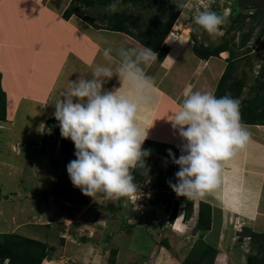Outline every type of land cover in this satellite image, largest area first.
<instances>
[{"label": "crops", "instance_id": "crops-1", "mask_svg": "<svg viewBox=\"0 0 264 264\" xmlns=\"http://www.w3.org/2000/svg\"><path fill=\"white\" fill-rule=\"evenodd\" d=\"M70 2L71 0H0V73L1 87L6 94L5 121H7L6 119L10 114L8 106L9 99L11 100V93L8 88L10 86H5L4 79H8L13 84L11 91L14 95L11 96L14 99L10 104L11 113L15 114L19 109H22L21 98L28 99L27 107H32L37 102L39 108L42 110L46 109L40 120V128L44 130L46 120L54 116L55 104L62 98L63 92L72 87L71 82L75 81L78 77L90 78L95 65L109 63L104 59L102 54L105 48L143 46L134 36L128 33L111 30L105 26L94 27L82 15H78L77 13H72L69 17L65 18L63 13L68 8ZM171 30L172 32H177L178 35L174 33L173 38L171 36L168 37L170 35L169 31V34L163 40L162 45L167 49L165 55L161 58L157 57L155 62L145 68L146 74L152 77L155 83V103L147 108L142 107L138 119L142 121L144 127H150L148 129L149 139L175 145L178 148L180 156V146L184 141L179 136L178 131L172 128L169 119L172 118V113L179 109L182 99L188 91L200 90L214 93L226 67V57L228 54L223 58L220 55L226 52H221L218 56H211L207 59L199 58L193 53L192 45L185 35L176 29ZM118 62V59L113 57L111 65L114 70ZM235 74L237 75L236 72ZM22 76L25 77L24 85L27 84V87L31 88L30 92L32 95L19 93L20 90L16 91L19 89L17 85L20 84ZM120 86V82L116 76L104 85L105 89L109 90ZM251 88V84L246 81L241 93L242 99H247L243 98L244 91H251ZM30 110L33 109L31 108ZM153 120L159 121L157 130L151 129L150 123ZM243 124L250 133L249 141L230 160L222 164L217 188L204 198H197L193 201L194 205L196 204L194 206V220L196 219L197 202L199 200H205L211 205L213 221L211 232L215 233L213 241L217 249L216 257L221 256L226 258V255L234 254L237 251L235 248L227 249L228 244L233 242L232 240L231 242L229 241L231 239L229 235L232 233L234 236H237V241L241 245L245 243L246 239L243 238L242 241H239L238 233L245 228V232L251 231L264 234V124ZM30 141L22 139L20 142H14L13 139H10L5 142L10 144V151L13 150V146L17 145L16 152L19 154L23 153L24 163L30 165V169L32 168L33 174L31 176L37 177L40 173H44V171L38 172V166L33 159H37V156L42 157V154L39 155V153H42L46 149L40 150L42 148L41 142L44 141L43 139L35 142L37 144H35L36 148L34 149L32 148L34 146L30 145ZM37 147L40 149H37ZM63 147L64 145L62 144V150ZM54 161H50L48 157L46 162L49 165L45 169L48 177L58 178L61 175V173L59 174V170H62L63 174L67 169L59 163V159L57 162ZM0 164L16 169L13 163L8 160L0 159ZM178 170L179 166L177 165ZM7 174L10 173L8 172ZM19 177H16V179H21L19 181L21 183L17 186H22L23 190H26V186L32 187V189L28 188L27 190H62L63 188L68 190L65 187L64 181L62 182L65 176L61 180H55V182H60L58 188L50 187V189L43 188L42 175L39 177L40 180L36 179L35 181H30V177L26 175L23 179ZM148 178L149 176H147L146 180ZM28 181H30V184ZM2 186L4 185L0 184V190H2ZM22 194L26 195L27 193L23 191ZM14 195L12 193L3 195L0 201V206L7 203L13 205L12 213L7 212L6 217L3 219V211L8 210L9 207H0V222H2L0 224V233L20 234V229L24 230V232L30 229L26 219L31 218L32 206L28 202H25L27 208H24L22 202L20 203L15 198L17 194L15 193ZM12 196L13 198H11ZM122 200H120V203L124 201ZM87 201L86 199L83 201L87 205L84 209H80V212H84L81 214L84 217L83 221L89 223L91 229L97 225L104 226L114 217V213L106 207L111 205L115 200H108L103 196L89 203ZM180 203L176 217L174 221H171L172 224L177 223L176 220L180 213L181 223L186 222L183 221L184 208H181ZM64 204L68 205L69 203L66 204L64 202ZM98 206L104 207L102 210H95L94 208ZM86 209H94V211L89 212ZM139 213L141 212H137L135 216L139 217ZM81 215L77 214V216ZM141 215L143 216V214ZM190 219L191 224L185 225V227H191L193 216ZM114 220L115 218L111 222ZM84 222L81 225L83 224L84 227L89 226L88 224L85 225ZM127 223L131 224L132 222L128 219ZM138 223L139 225L147 226L146 223L143 224L141 221H138ZM162 223L165 227L173 226L170 223L165 224V220H161L159 224ZM23 224L27 225V227ZM180 225L182 227V224ZM132 230L127 231L128 235ZM231 230L233 232H230ZM105 231L107 235L103 239V242L100 243V248L104 251L109 250V264H117L120 260L119 248L115 245L114 241L111 242L113 235L108 230L105 229ZM93 234L94 231L91 235L93 236ZM117 234L122 235L124 233L118 231ZM23 236L29 238L35 237L34 234H24ZM92 236H85V242L80 239L79 241L83 245L87 244L95 247L100 237L92 238ZM154 236L156 237V235ZM154 236L151 239L153 244H155ZM160 237L163 238L155 245V256H143L132 264H159L158 262L162 258L166 259L165 261L162 260L160 264H169L168 259L175 258V254L165 249L163 241L168 240L164 234H160ZM60 238L63 239L64 244V238L61 236ZM156 238L158 239V237ZM79 241H77L78 244ZM246 242L249 243L248 240ZM223 243H225V246ZM222 244L225 247L224 251H220ZM247 255L244 254V257L246 258Z\"/></svg>", "mask_w": 264, "mask_h": 264}, {"label": "clouds", "instance_id": "clouds-1", "mask_svg": "<svg viewBox=\"0 0 264 264\" xmlns=\"http://www.w3.org/2000/svg\"><path fill=\"white\" fill-rule=\"evenodd\" d=\"M172 2L177 9L187 7L184 0ZM195 8V14L189 15L193 31L203 30L213 39L225 33L221 26L226 16L213 11L210 3L200 6L197 0ZM119 10V0L106 7L109 13ZM174 24L176 20L171 29ZM102 54L109 63L95 65L90 78L72 81V87L55 104L53 115L61 137L70 138L75 147L76 159L67 164V173L84 195L93 199L97 194L108 200L126 198L134 210L142 211L143 207H134L135 201H130L137 199L138 192L132 171L144 167V158L150 154L142 149L150 127H144L138 115L142 107L155 103V83L145 68L157 60V53L150 47L130 46L107 47ZM113 57L119 61L115 70ZM114 76L121 86L105 89ZM171 116V126L184 143L178 158L169 150L172 162L179 166L174 174L176 182L169 180V186L187 200L202 199L217 188L222 164L250 139L241 120L240 101L227 94L218 98L212 92L190 90ZM140 189L145 192L151 188L141 185Z\"/></svg>", "mask_w": 264, "mask_h": 264}, {"label": "rangeland", "instance_id": "rangeland-1", "mask_svg": "<svg viewBox=\"0 0 264 264\" xmlns=\"http://www.w3.org/2000/svg\"><path fill=\"white\" fill-rule=\"evenodd\" d=\"M49 1V0H47ZM199 1V0H198ZM200 6L207 5L206 3H203L204 0H200ZM231 2H227L226 4H222L219 6V3H215L218 6H211V9L213 11H216L218 14L226 16L225 24L222 25V31L227 29L228 24L237 16L239 12H242L243 14H246L247 17L244 18V23L242 24L241 31L251 32L250 39L247 43V45L237 48L233 47V51L235 55L240 54L237 59L236 64V70L235 72L240 74L241 70H244L247 73V81L251 84L252 88L251 91H244L243 98L251 99L254 95L255 99L248 100V105L253 106L254 104L263 106L261 107L260 112L255 113L256 118H264V74L258 77L256 75L259 73L260 69L259 66L264 63V32L263 36L253 44L255 39L258 36V33L260 32V29L262 28L261 24V18L258 19L257 17L253 19L252 17L248 16V13H252L255 8H249V7H238L237 6V0H230ZM51 2V1H50ZM185 3L187 4V7L181 9V12L178 14L176 18V24H174V27L172 29H176L181 34H184L187 40L190 42L191 45H193V41L191 40V35L194 33L195 38L199 42H205V43H214L217 44L223 38H229L232 34L230 33H224L222 36H219L215 39L211 38L205 31H193V22L192 17L189 18L190 14H195L196 8H195V2L194 0H186ZM192 3V7L189 6V4ZM169 3L163 4L166 7ZM159 2L154 3V6L157 8L160 6ZM126 7V8H125ZM123 6L124 12H129L131 16L135 17L137 19V26H134L129 24L127 22V26L132 30V32L137 33L140 30H144V16H148L152 14V10H149L146 12V10L142 7H133V6ZM219 8V9H218ZM84 14L82 17L89 21L92 18H95L94 20L95 24L98 26H105L107 24L106 20H101L98 18L97 15L101 14H109L108 11H106L105 8L100 9H92L90 8H84L83 7ZM82 14V13H81ZM162 18L166 16V14L161 15ZM84 19H82L84 21ZM177 34V32H174ZM178 35V34H177ZM173 38L174 35H169L168 37ZM136 38V37H135ZM137 39V38H136ZM239 39V32H236V35L234 37V42L238 43ZM252 45V49L246 53L243 54V51L248 46ZM227 52L224 53L223 57L227 56ZM246 59H249L251 61V64L246 63ZM259 70V71H258ZM7 76V75H6ZM261 78V79H260ZM5 80V86L9 88L11 95H14V93L11 91V87H13L12 82H9L8 79ZM260 81V82H259ZM259 82V83H258ZM25 84V77H21L20 84L16 91L20 90L19 93H27L28 95H32L30 92V87H27L28 85ZM258 87L256 88V86ZM255 92V93H254ZM11 97V100L9 99V115L7 117V121L1 122L0 121V159H4L5 161H9L13 163V166L16 167V169H13L9 166H2L0 164V184L4 185L2 186V190H0V201L2 199L3 195H7L9 193H12L13 195L17 194V201L20 203L22 202V206L24 208H27L25 206V202H28L32 206L31 210V218L26 219L27 225H29L30 229L27 230V232H24V230L20 229V234H27L31 235L34 234L35 239L40 240L41 242L46 243L48 246H54V251L51 252L50 257L44 259L41 264H109L108 257H109V250H102L100 247V243L103 242V239L106 237L107 232L113 235L112 241L115 242V245L119 248V262L117 264H132L134 261L142 258L143 256H155L156 255V249L155 245L158 244V242L161 241L160 234H164V236L167 238V244L163 243V245L166 247L165 249L169 251L170 253H174V257L172 259H168L169 264H185L183 262L188 253L193 251L192 247L196 246L197 243H199V240H201L199 236L198 230L194 229L195 226V220H194V213L193 212V221L191 227H185V225L191 224L190 221L183 220L186 222H182L180 220L181 213L179 214L178 219L176 220L177 223L172 224V220L169 218V209H171V203L173 200H178L180 203L181 208H184L185 202L187 200L186 197L183 196H177L176 193L172 190V188L169 186L168 179L165 175H163L166 166H167V160L161 159L162 157L156 156L155 159L148 161L149 170H151V173H149V178L146 180V183L144 182L142 186H149L150 188H154L155 190H145V193L142 195L143 198L146 200L143 202V212L142 211H136L132 208L133 204L129 202L128 199H124L122 203H118V200H115L113 203H111V207L115 208L116 211L114 212V217L110 219L109 222H107L104 226H96L95 228H90L91 225L89 223L84 222L82 217L83 213L80 211L85 208L87 205L86 203H83V201L86 199L88 200L87 203L96 200V198L100 197L102 198L103 194H97L96 198L93 199L92 197L84 195L81 190L77 187H74L67 171L62 174V170H59V174L61 175L58 178L48 177L46 166L49 165L47 161V158L49 157L50 161L55 160L54 162H57L59 159V163L66 168L67 164L76 159L74 152L75 147L74 143L71 141V139H65L62 138L60 134L56 132H52L48 127H44L45 131L40 128V120L43 117L44 111L46 109L39 108V104L36 102L32 105V107L28 106V99L27 98H21V107L22 109H19L15 114H12L11 109V103L14 97ZM17 98V97H16ZM33 110H30V109ZM7 109V111H8ZM32 111V112H31ZM51 118V117H50ZM13 120V122H11ZM154 121V120H153ZM150 123L151 129L157 130L159 121H154ZM36 123V124H35ZM47 132V133H46ZM154 133V132H151ZM10 139H13L14 142H20L23 140H31L29 143L33 149L35 147V142H39V140H44L41 142L42 148H38L40 150H44L41 156H37V159H33L36 161L35 164L38 166V172L44 171V173H40L42 175V181H43V188L50 189V187H59L60 182H55V180H61L63 176L65 178L62 179V182L64 181L65 187L68 188L62 189V190H27L32 189L31 186H26V190H23L22 186H17L21 182H19L21 179H16V177L22 178L26 176H31L33 174L32 168L30 169V165L24 163V156L23 153L19 154L16 152L17 145L13 146V150L10 151V144L5 142ZM18 139V141H17ZM65 142L68 145L67 150H62V144ZM27 143V142H26ZM47 143V144H46ZM46 144V145H45ZM29 145V146H30ZM48 156V157H47ZM54 157V158H52ZM61 159V160H60ZM51 167V166H49ZM61 167V166H60ZM40 169V171H39ZM67 169V168H66ZM10 174H7V173ZM7 174V175H6ZM38 175L35 177L34 175L29 178L30 181L40 180ZM61 177V178H60ZM30 181L28 183L30 184ZM41 182V181H40ZM11 191V192H9ZM23 191H25L27 194H22ZM158 191L156 203L154 202L151 205H148L146 202L153 193ZM102 195V196H101ZM15 196V195H14ZM13 198V196L11 197ZM28 198V199H25ZM197 199V198H196ZM196 199H191L192 201ZM68 200V202H67ZM188 201V200H187ZM64 202L69 203L68 205H65ZM109 202V201H105ZM99 204V203H98ZM107 204V203H106ZM194 205V203H193ZM196 205V204H195ZM194 205V206H195ZM9 207L8 210L3 211L2 219L6 217L7 212L12 213L13 211V205L10 203L4 204L0 206L1 208ZM118 206V207H117ZM155 206V209L153 210ZM104 207V206H103ZM103 207L98 206L96 209H101ZM41 208V209H40ZM81 209V210H80ZM86 209L87 211H94ZM108 209V208H107ZM1 212V211H0ZM137 212L139 213V217H136L135 214ZM81 215V216H77ZM88 214V213H87ZM143 214V216L141 215ZM177 214V213H176ZM14 215V214H13ZM140 216H142L140 218ZM80 218V219H79ZM115 220L111 222V220ZM24 219V218H23ZM128 219H130L131 224L127 223ZM175 219V218H174ZM161 220H165L166 223H170L173 226L165 227L162 224H159ZM85 223V225H89L87 228L81 225L82 222ZM138 221H141L143 224L146 223L147 226L139 225ZM147 221V222H145ZM174 221V220H173ZM175 221V222H176ZM217 221V220H215ZM25 222V221H24ZM218 222V221H217ZM2 224V222H0ZM159 224V225H158ZM175 224V225H174ZM182 224V227L181 225ZM27 227V225L23 224ZM2 226V225H1ZM25 229V228H23ZM132 230L131 233L128 232L129 230ZM18 231V230H17ZM94 231L93 236L91 235ZM118 231L120 233L124 234H117ZM230 232H233L232 230ZM115 233V234H114ZM62 234V235H60ZM127 234V235H126ZM96 238L100 237V240L97 241V246L91 247L87 244L80 243L79 238L81 236ZM158 237V239L154 236ZM212 235L214 236L215 233L213 232ZM60 236L64 238L65 242L63 244V241H60ZM151 236V238H150ZM152 236L155 237V244L151 242ZM150 238V239H149ZM229 238L233 241L231 244H228L227 249L235 248L237 251L234 252V254L226 255V258L224 257H214L213 261L210 264H246V258L244 257V254H248L251 252V250L248 249V243L246 242L248 238H245V243L240 244L237 241V236L232 233L229 235ZM236 238V239H235ZM79 241V244L78 242ZM70 244V245H69ZM201 244V243H199ZM225 246V243H223ZM221 245L220 251H224L225 247ZM75 246V247H74ZM110 248V244H109ZM192 249V250H191ZM240 250V251H238ZM248 252V253H247ZM254 252V250H252ZM168 255V254H167ZM243 257V259H241ZM166 258H162L158 263L163 260L165 261ZM157 260V259H156ZM241 261V262H240ZM221 262V263H220ZM204 264H208V260L204 259ZM3 264H9L7 260L3 262Z\"/></svg>", "mask_w": 264, "mask_h": 264}, {"label": "trees", "instance_id": "trees-1", "mask_svg": "<svg viewBox=\"0 0 264 264\" xmlns=\"http://www.w3.org/2000/svg\"><path fill=\"white\" fill-rule=\"evenodd\" d=\"M185 1L186 0H184V2ZM112 2H114V0H71L68 8L64 11L63 16L67 18L72 13L83 15V7L85 9L90 8V10L97 8L100 9L102 7L106 9L107 5ZM156 2L161 4L157 8L154 6V3ZM166 2L169 3L167 7L165 5L163 6V4ZM128 5L133 7H142L146 10V12L152 10V14L144 16V30L134 33L127 26V22L133 25V27L138 25L137 19L135 17L131 16L129 12H124L123 6L125 7ZM119 8L120 10L116 13H100L97 16L101 20H106V28L126 32L129 35L136 37L143 46L152 48L153 51L157 53L158 58L163 57L167 51L166 47L162 45L163 40L169 33L181 9H177L172 0H119ZM162 14H166V16L162 18ZM248 16L255 19L257 17L256 10L250 14L248 13ZM245 17H247L246 14L239 12L237 16L228 24V27L225 30V33L232 32L231 36L229 38H223V40L217 44L209 43L205 45L203 42L197 41L195 34L193 33L191 35V40L193 41L192 51L197 57L203 59H207L211 56H218L222 51H228L229 56L226 59V67L213 94L218 98L227 94L231 95L235 99H238L240 101L242 123L264 124V118H256L255 115V113L260 112L263 104L262 106L257 104L249 106L248 100L255 99V97L245 100L241 98L244 83L247 81V73L244 70H241L240 74H235L236 64L238 62L237 59L240 58L238 57L240 54L235 55L233 47L235 46L240 48L247 45L251 35V32L241 31ZM261 19L262 28L260 29V32L258 33V36L252 45H254V43L263 36L264 15L261 16ZM94 20L96 19L92 18L89 20V24L94 27H101L96 25ZM236 32H239L238 43H235L233 40ZM252 45L245 48L243 54L248 53L253 48ZM246 63L251 64V61L246 59ZM259 69V72H264V63L259 66ZM258 76L259 75L257 74L256 77ZM258 85L259 84H257L256 88ZM5 99L6 94L1 87L0 73V121L2 122L5 121L6 117ZM45 126L48 127L52 132L60 134L59 122L54 116L46 120ZM63 145V149L67 150L68 145L65 142H63ZM142 149L147 150L150 154L144 158V167H138L132 171L138 191L146 180L147 175L151 173V170H149L148 161L155 159L156 156L167 159L168 164L163 175L167 177L168 181L171 180L172 183H175L176 178L174 174L177 172V165L172 162V157L169 155V150H171L175 157L178 158V148L173 144L147 138L142 145ZM158 193H156L155 197L150 201V205L156 201ZM121 199L124 200L126 198ZM193 203L194 202L192 200H186L184 205L183 220H189L193 216ZM170 206L171 209H169V218L173 221L176 217L179 201L173 200ZM106 208H109L112 213L116 211V207L112 208L110 205ZM194 229L198 230L199 232L198 237L201 239L199 240V243L201 244L197 243L196 246H193L192 253L189 252L183 262H185V264H204V259H207L208 264H210L217 254V249L214 246L212 235L213 232H211L213 229L211 205L205 200H199L197 202V213ZM245 230L246 228L242 231H239L238 239L239 241H242L243 238H248L249 241L248 248L251 250V252H249L246 257V264H264V234L251 231L245 232ZM79 239L83 242L86 241L85 236H81ZM59 240L63 241L62 238ZM163 243L167 244V241L164 240ZM252 250H254V252H252ZM52 251H54V246H48L46 243L41 242L40 240L16 233H0V264H3L5 260H7L9 264H41L44 259L50 256Z\"/></svg>", "mask_w": 264, "mask_h": 264}, {"label": "built area", "instance_id": "built-area-1", "mask_svg": "<svg viewBox=\"0 0 264 264\" xmlns=\"http://www.w3.org/2000/svg\"><path fill=\"white\" fill-rule=\"evenodd\" d=\"M194 2L195 3H197V0H194ZM200 0L198 1V3L200 4ZM227 2H231L230 0H204V2L203 3H206V4H211V6H218V5H216L215 3H219V6H221L222 4H226ZM196 5V4H195ZM189 6L190 7H192V3H190L189 4ZM219 9V8H218ZM150 190H155L154 188L152 189H150ZM145 192H144V190L143 189H140L137 193H136V196H137V199H138V202H136V200H130V201H132V202H134L135 201V206L134 207H138V208H142V207H144L143 206V202L146 200L145 198H143V194H144ZM150 196H148V200H151V199H153L154 198V193H153V195L151 196V198H149ZM147 200V201H148ZM146 201V202H147Z\"/></svg>", "mask_w": 264, "mask_h": 264}, {"label": "water", "instance_id": "water-1", "mask_svg": "<svg viewBox=\"0 0 264 264\" xmlns=\"http://www.w3.org/2000/svg\"><path fill=\"white\" fill-rule=\"evenodd\" d=\"M236 3L238 7L255 8L258 19L264 15V0H237Z\"/></svg>", "mask_w": 264, "mask_h": 264}, {"label": "flooded vegetation", "instance_id": "flooded-vegetation-1", "mask_svg": "<svg viewBox=\"0 0 264 264\" xmlns=\"http://www.w3.org/2000/svg\"><path fill=\"white\" fill-rule=\"evenodd\" d=\"M262 73L264 74V72H262ZM262 73H261V72H259V73H258V75H259V76H260V74H261V75H263Z\"/></svg>", "mask_w": 264, "mask_h": 264}, {"label": "bare ground", "instance_id": "bare-ground-1", "mask_svg": "<svg viewBox=\"0 0 264 264\" xmlns=\"http://www.w3.org/2000/svg\"><path fill=\"white\" fill-rule=\"evenodd\" d=\"M222 56H224V53H222ZM87 227H88V226H87ZM87 227H86V228H87Z\"/></svg>", "mask_w": 264, "mask_h": 264}]
</instances>
